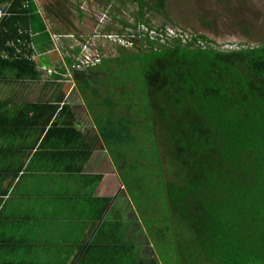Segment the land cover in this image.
Returning <instances> with one entry per match:
<instances>
[{
    "label": "trees",
    "instance_id": "trees-1",
    "mask_svg": "<svg viewBox=\"0 0 264 264\" xmlns=\"http://www.w3.org/2000/svg\"><path fill=\"white\" fill-rule=\"evenodd\" d=\"M55 1L52 8L45 4L48 16L44 17L50 23L47 27L35 0H0L5 11L0 21V85L41 84L44 90L35 100L22 94L21 99L0 98V214L6 196L7 200L11 198L12 188L17 192L20 181L32 194L35 179L41 181L43 173L45 183L49 180L47 174L53 172L70 173L69 179L83 170L95 149L96 139L87 140L88 135L78 127L73 110L65 102L72 86L70 79L81 82L83 75L92 77L93 67L72 68L74 58L68 55L70 73L53 76L43 71L33 57L37 49H52L48 28L61 35L75 33L70 29L74 23L67 0ZM134 1L138 6L136 20L119 19L127 29L118 33H136L131 37L132 46L140 44L137 58L144 67L152 120L157 128L155 143L162 141V166L171 165V178L165 184L166 192H170L168 201L162 190L155 193L170 203V221L166 216L157 219L147 203L144 211L140 210L148 217L146 223L141 220L142 224L149 234L152 226H159V239L155 233L153 237L157 243L167 240L165 226L172 220L187 225L185 241L179 238L175 244L179 255H187L181 264H264V43L238 42L241 47L229 51L203 49L197 41L211 40L205 34L194 37V42L184 43L180 37L161 42L144 34L139 25L157 27V34L161 31L165 38L168 24L152 25L147 15L150 11H166L168 0ZM77 9L81 12L80 4ZM106 21L105 30H100L103 34L113 30ZM46 38L42 51L38 44ZM119 48L129 49L124 45ZM127 106L123 105L122 112ZM101 128L98 124L99 132ZM120 166L125 173L130 169L127 162ZM89 177L100 182L103 174ZM97 199L101 204L96 218L100 220L116 198ZM64 204L66 210L75 205L70 199ZM129 205L128 199L123 200L116 217ZM111 208L101 225L106 230L103 245L97 241L101 233L75 245L77 257L84 253L98 260L84 257L79 264H144L142 259L122 252L131 251L134 256L136 244L110 242L112 235L127 225L120 219L111 221ZM53 210L52 218L57 211ZM142 224L136 220L137 227ZM94 251L104 252L105 257L99 258ZM70 263L64 259L59 264Z\"/></svg>",
    "mask_w": 264,
    "mask_h": 264
},
{
    "label": "rangeland",
    "instance_id": "rangeland-1",
    "mask_svg": "<svg viewBox=\"0 0 264 264\" xmlns=\"http://www.w3.org/2000/svg\"><path fill=\"white\" fill-rule=\"evenodd\" d=\"M51 1L36 0L38 11L47 27H50V23L44 17L48 16L47 7L52 8L56 3L55 0ZM66 3L67 9L70 10L68 11L71 14L70 19L74 23L70 29H74L75 33H72L76 35V38H82V41L90 37L91 40L94 39V47H98L104 55L103 63L91 68L90 75L92 77L86 74L83 75L81 82L80 80L74 81H76L78 93L84 103H87L92 118H95L96 122L102 126V131L98 133L85 131V134L88 135L86 138L91 142L98 136L101 137V141L96 142L95 147L100 151L98 145L100 144L101 149L106 151L104 161L110 159L115 171L112 173L108 170V173L117 176L114 177L116 192L121 190L114 211L110 214L111 221L120 219L122 223L136 228L137 219L145 223L148 220V217L140 213L147 203H149V212L157 219L166 216L170 221V203L160 200V198L165 195L166 201H168L170 192H166L165 184L171 178L169 172L171 165L167 167L165 164V168L162 166L161 162L165 159L162 154V141L158 144L155 143L154 131H157V128L152 120V106L148 96L144 67L140 64L142 63L140 58H137L138 52L141 50L140 44L138 43L134 47L128 44L126 47L129 49H120V45L124 44L101 38L97 34L101 29L105 30L103 28L105 24H99L97 17L103 19L107 13L108 16L105 20L108 25L113 26V30H110L108 34H119L120 30L127 29L119 19L127 22L134 20L138 6L134 0H67ZM79 4L81 12L77 9ZM147 17L150 18L149 21L152 25H180L217 41L264 43V0H168L166 11H150ZM48 30L50 34L55 33L50 31V28ZM67 39L69 40L64 41V47L61 49L58 47V43L54 41V45H52L50 41V45L53 46L51 50L34 52L39 66L45 65L55 69L53 76L65 77L67 73H70L68 64L64 60L65 56H68L69 49L71 50L70 57L74 58V55H77L78 46L74 51L71 49V45H76V41L71 38ZM47 42L46 38L38 44V47L41 49V44L44 46ZM80 50L79 46V52ZM39 85L41 86V84ZM39 85L31 86L22 82L0 85V98L21 99L22 94L28 100H35L40 98V94L44 92ZM122 97L127 100H122ZM124 104L129 107H124L125 111L122 112ZM119 120L122 121L121 124H118ZM89 123L92 124L88 120L87 124ZM77 125L82 127L80 122H77ZM123 162H127V166H130L126 173L120 166ZM128 173L132 176L131 178L126 175ZM65 189L66 194H71L69 186H66ZM160 190H162V197H159L158 194L155 195ZM123 196L129 197L130 205L118 218L116 210L119 200H122ZM59 197L61 196L55 198ZM60 200L62 201V198ZM154 209H156L155 212ZM174 213L177 212L174 211ZM183 223L179 219L172 220L165 226L167 240H161L159 243L153 238L155 233V237L159 239L161 234L159 226H152L153 230H150V234H146L149 239L145 238L144 240L145 248L147 251H153V259L156 258V254L160 256L161 260L157 259L159 264H181L186 260L187 255L184 253L182 257L175 249L179 238L181 241H185L183 236H186L187 225ZM200 255L202 256L201 253ZM147 261L153 262L152 259H147Z\"/></svg>",
    "mask_w": 264,
    "mask_h": 264
},
{
    "label": "crops",
    "instance_id": "crops-1",
    "mask_svg": "<svg viewBox=\"0 0 264 264\" xmlns=\"http://www.w3.org/2000/svg\"><path fill=\"white\" fill-rule=\"evenodd\" d=\"M35 35L39 36V32H35ZM50 37V41L52 45H54L55 38L53 33L50 34ZM68 40L67 38L61 39L63 43L62 47H64V41ZM36 51L41 52L38 49ZM70 51L69 49V56H71ZM78 52L79 46L76 49V53ZM66 57L67 55L64 60H66ZM70 81H72V86L65 97V102H67L73 110L76 122H80L82 127L79 128L82 131L98 133V123L92 118L87 108V103H84L82 97L78 93L76 81H74L73 78L70 79ZM63 104L64 103H61V105ZM88 120L92 122V124H87ZM95 139L96 142L101 141L100 136H98V139ZM98 145L100 151L95 147L90 159L84 165L83 170L78 174L74 173L75 175L71 178H67L72 175L70 173L53 172L47 174L49 180H47L48 183H45L46 178L43 177V173L41 181H39L38 178L35 179L33 195L27 193L23 181L19 182L20 187L17 192L16 188L10 190L11 195L9 196H11V198L7 200L8 196H6L5 201L2 203L3 207L0 214L1 264H10V262L14 261H21L23 264H30L29 261H31V264H42L47 262H50V264H59L60 261L64 259L70 260V264H79V261H82L84 257L98 260V258L85 256L84 253L77 257V251L75 250L76 244H80L87 238L88 241L93 240L99 233H101V235H99L97 241L101 246L103 245V236L106 230L102 229L101 225L108 217V213L112 209L111 207L113 206L114 208L119 199L118 195L121 193V190L116 192V185L114 184V177L117 176L108 173V170L112 173L115 172L114 166L110 159L104 161L106 158V151L101 149L102 146L100 144ZM100 173L103 174L100 182L90 179L89 177L90 175L93 176ZM66 186H69L71 194H66ZM57 196L61 197L55 198ZM106 196L112 197V200L116 198V200H114L113 204L109 207L111 209H106L103 217L98 220L96 217L99 214L101 202L97 198ZM60 198H62V201ZM121 198L122 200H119L118 207L121 206L123 200L125 201L129 197L123 196ZM69 199L75 205H72L71 210H66L67 205L64 203ZM53 208L57 210L54 218H52L50 214L54 212ZM130 208L132 209V207ZM58 212H60V215H58ZM139 221L142 224V221ZM129 226L128 224L125 225V229L122 226L126 232H123V229L120 227L116 235H112L110 242H132L137 245L134 256H132L131 251H124L122 249V252L131 255L130 257H136L138 260L142 259L141 261H143L144 264H157V259L161 260L160 256L156 254L157 251L155 252L156 258L153 259V251H147L145 248L146 243L144 240L145 238L149 239V237L146 236V234H148L147 229L143 224L140 228L137 226L136 228ZM89 232H91V234L87 236ZM152 246L154 247L153 242ZM98 251H94L93 253ZM97 254L99 258L105 257L104 252H98ZM147 259H152L153 262L147 261Z\"/></svg>",
    "mask_w": 264,
    "mask_h": 264
},
{
    "label": "built area",
    "instance_id": "built-area-1",
    "mask_svg": "<svg viewBox=\"0 0 264 264\" xmlns=\"http://www.w3.org/2000/svg\"><path fill=\"white\" fill-rule=\"evenodd\" d=\"M106 16L101 19V17L99 18V24L100 23H104L105 19L107 18V13H105ZM5 15V11L3 10L2 6L0 5V21L2 19V17ZM140 30L146 34L148 33L150 35L151 38L154 39H159L161 42H164L165 39L167 40L168 38H175V37H180L182 38L184 43H188V42H194L196 41L194 39V37L198 36L199 34L187 29L183 26L180 25H171L168 24L166 27V36L165 38L162 35V32L160 31L158 34L156 32V28L157 27H151L147 24H140L139 25ZM98 35H100L99 37L101 38H105V39H109V40H113L114 42H119L124 44L125 46H128V44H130L131 46L133 45V41L131 37H134L136 35V33H134L133 31L130 32V34L128 35H119V34H103V33H97ZM96 35V34H95ZM54 36V41L56 43H58V47L61 49L62 48V42L61 39L62 38H71L74 39L76 41V45H71V49H75L76 46H80L81 50L80 52L77 53V55L74 57V62L71 65L72 68L75 69H88L90 67H95L97 65H99L102 60H103V56L101 53V50L98 47H94L95 41L94 39L91 40V37L89 39L85 38V41H82L83 39L80 38H76V35L74 33H69V34H58V33H53ZM83 36V35H82ZM93 38V37H92ZM211 40H199L197 41V45L200 46L203 49H207V48H216L222 51H229V50H233V49H238L241 46L239 45L238 42H234V41H217L216 39L210 38ZM33 57H36V54H33ZM71 67L68 66L69 71ZM41 69L43 71H45L48 74H53L55 73V69H52L50 67H46L45 65L41 66Z\"/></svg>",
    "mask_w": 264,
    "mask_h": 264
},
{
    "label": "water",
    "instance_id": "water-1",
    "mask_svg": "<svg viewBox=\"0 0 264 264\" xmlns=\"http://www.w3.org/2000/svg\"><path fill=\"white\" fill-rule=\"evenodd\" d=\"M112 202H114V200H113ZM109 207H110V206H109Z\"/></svg>",
    "mask_w": 264,
    "mask_h": 264
}]
</instances>
